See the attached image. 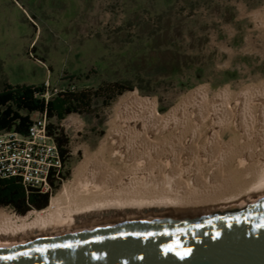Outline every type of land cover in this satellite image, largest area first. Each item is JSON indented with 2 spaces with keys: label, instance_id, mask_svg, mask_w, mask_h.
<instances>
[{
  "label": "rangeland",
  "instance_id": "1",
  "mask_svg": "<svg viewBox=\"0 0 264 264\" xmlns=\"http://www.w3.org/2000/svg\"><path fill=\"white\" fill-rule=\"evenodd\" d=\"M105 82L155 101L160 115L198 87L264 85V0H0V88L45 84L50 95ZM122 95L49 120L69 139V175L52 197L98 148Z\"/></svg>",
  "mask_w": 264,
  "mask_h": 264
},
{
  "label": "bare ground",
  "instance_id": "2",
  "mask_svg": "<svg viewBox=\"0 0 264 264\" xmlns=\"http://www.w3.org/2000/svg\"><path fill=\"white\" fill-rule=\"evenodd\" d=\"M72 175L42 210L20 217L0 207V248L264 197V85L235 93L198 87L164 115L155 101L127 92Z\"/></svg>",
  "mask_w": 264,
  "mask_h": 264
},
{
  "label": "water",
  "instance_id": "3",
  "mask_svg": "<svg viewBox=\"0 0 264 264\" xmlns=\"http://www.w3.org/2000/svg\"><path fill=\"white\" fill-rule=\"evenodd\" d=\"M0 264H264V197L193 217H156L0 248Z\"/></svg>",
  "mask_w": 264,
  "mask_h": 264
},
{
  "label": "trees",
  "instance_id": "4",
  "mask_svg": "<svg viewBox=\"0 0 264 264\" xmlns=\"http://www.w3.org/2000/svg\"><path fill=\"white\" fill-rule=\"evenodd\" d=\"M69 78L81 80L75 75ZM128 90L132 88L126 84L105 82L96 88L83 87L52 91L48 95L49 88L45 84L3 83L0 88V134L16 132L27 136L34 113L46 114L49 120L62 121L72 113H93V104L96 99H101L104 105H108ZM48 128L49 132L55 135L54 140L65 166L69 159L67 149L69 139L62 131L57 132L50 122ZM68 175L69 172L66 171L62 179L64 180ZM61 184L62 181L55 185V192ZM50 198L49 194L26 187L19 177L2 178L0 176V207H11L20 217L46 208Z\"/></svg>",
  "mask_w": 264,
  "mask_h": 264
},
{
  "label": "built area",
  "instance_id": "5",
  "mask_svg": "<svg viewBox=\"0 0 264 264\" xmlns=\"http://www.w3.org/2000/svg\"><path fill=\"white\" fill-rule=\"evenodd\" d=\"M32 121L27 136L0 134V176L19 177L26 187L52 197L55 185L64 181L65 166L46 114L38 113Z\"/></svg>",
  "mask_w": 264,
  "mask_h": 264
}]
</instances>
